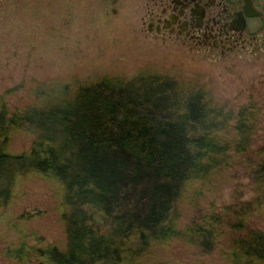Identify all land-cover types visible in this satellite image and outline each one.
<instances>
[{
  "label": "trees",
  "instance_id": "obj_1",
  "mask_svg": "<svg viewBox=\"0 0 264 264\" xmlns=\"http://www.w3.org/2000/svg\"><path fill=\"white\" fill-rule=\"evenodd\" d=\"M33 93L34 103L21 109L0 98V211L20 177L57 181L66 244L33 246L22 234L8 249L16 262L165 264L147 263L149 255L179 242L200 253L219 249L231 264H264V230L249 224L264 208V143L252 149L253 103L233 111L205 89L155 73L91 75L72 90L41 84ZM18 132L31 145L9 152ZM236 156L253 168V197L181 226L180 205Z\"/></svg>",
  "mask_w": 264,
  "mask_h": 264
},
{
  "label": "rangeland",
  "instance_id": "obj_2",
  "mask_svg": "<svg viewBox=\"0 0 264 264\" xmlns=\"http://www.w3.org/2000/svg\"><path fill=\"white\" fill-rule=\"evenodd\" d=\"M142 5L143 0H0V98L10 110L21 109L34 103L37 85L72 90L91 75L161 74L205 89L214 103L233 111L253 103L252 149L263 144L264 50L219 57L155 42L143 30ZM30 145L31 137L18 132L7 150L19 153ZM252 169L245 156L234 157L194 200L180 205V225L208 209L220 211L252 198ZM61 195L60 184L40 174L17 180L11 202L0 211V264H42L35 256L18 263L9 255L22 234L29 245L64 248ZM249 224L264 230V208L252 214ZM149 257L147 263L231 264L219 249L200 253L179 242L160 245Z\"/></svg>",
  "mask_w": 264,
  "mask_h": 264
},
{
  "label": "flooded vegetation",
  "instance_id": "obj_3",
  "mask_svg": "<svg viewBox=\"0 0 264 264\" xmlns=\"http://www.w3.org/2000/svg\"><path fill=\"white\" fill-rule=\"evenodd\" d=\"M140 19L162 44L219 57L264 50V0H143Z\"/></svg>",
  "mask_w": 264,
  "mask_h": 264
}]
</instances>
